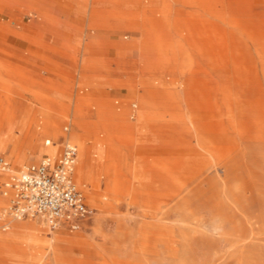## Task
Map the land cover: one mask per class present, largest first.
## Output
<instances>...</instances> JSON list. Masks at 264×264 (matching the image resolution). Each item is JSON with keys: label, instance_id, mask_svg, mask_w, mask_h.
Returning <instances> with one entry per match:
<instances>
[{"label": "rangeland", "instance_id": "rangeland-1", "mask_svg": "<svg viewBox=\"0 0 264 264\" xmlns=\"http://www.w3.org/2000/svg\"><path fill=\"white\" fill-rule=\"evenodd\" d=\"M67 123L92 213L5 215L0 171V264H264V0H0V156Z\"/></svg>", "mask_w": 264, "mask_h": 264}, {"label": "built area", "instance_id": "built-area-1", "mask_svg": "<svg viewBox=\"0 0 264 264\" xmlns=\"http://www.w3.org/2000/svg\"><path fill=\"white\" fill-rule=\"evenodd\" d=\"M78 155V146L66 140L59 155H47L17 171L7 157L0 156V171L8 174L2 183L8 214L17 219L40 217L51 229L80 228L92 208L75 181Z\"/></svg>", "mask_w": 264, "mask_h": 264}, {"label": "crops", "instance_id": "crops-1", "mask_svg": "<svg viewBox=\"0 0 264 264\" xmlns=\"http://www.w3.org/2000/svg\"><path fill=\"white\" fill-rule=\"evenodd\" d=\"M38 30V32L39 33H41V28H39V29H37ZM44 39H43V41L45 42L46 41V35H44V37H43ZM53 38H51V40H52ZM18 40V39H17ZM68 127V131L66 130V128ZM63 131H64V135H61V137H60V148H58V149H56L55 150V153L54 154H50V153H45L44 155H43V157H45V156H47V155H51V156H56V155H59L60 154V152H61V150H62V146H63V143L66 141V140H70L71 142H73L74 144H76L77 146H78V144L75 142V140H73L72 139V135H71V132H70V127H69V124L67 123L64 127H63ZM48 141H50V143H48ZM54 144H55V142L54 141H52V139L51 138H47L46 140H45V145L46 146H53L54 147ZM78 148H79V146H78ZM42 157V158H43ZM78 157H79V155H78ZM41 158V159H42ZM40 159V160H41ZM40 160L39 161H36V162H32V163H29V164H33V163H38V162H40ZM29 164H27V165H29ZM74 177H75V174H74ZM75 181L79 184V186L84 190V193H85V195H86V199H87V202H88V198H87V193H86V188H85V186L86 185H84V184H81V183H79L77 180H76V177H75ZM88 204H89V202H88ZM90 205V204H89ZM46 223V222H45ZM47 224V223H46Z\"/></svg>", "mask_w": 264, "mask_h": 264}, {"label": "bare ground", "instance_id": "bare-ground-1", "mask_svg": "<svg viewBox=\"0 0 264 264\" xmlns=\"http://www.w3.org/2000/svg\"><path fill=\"white\" fill-rule=\"evenodd\" d=\"M77 162H78V160H77ZM76 166H77V165H76ZM75 171H76V168H75ZM8 202H9V201H8ZM8 207H9V205H8ZM8 207H7V208L5 207V211H4V212H5V215L8 213ZM37 218H40V217H37ZM40 219H42V218H40ZM42 220H43V219H42ZM43 222H45V221L43 220Z\"/></svg>", "mask_w": 264, "mask_h": 264}]
</instances>
